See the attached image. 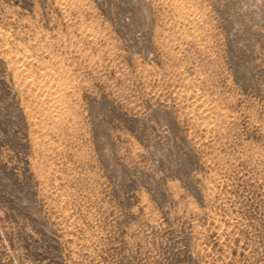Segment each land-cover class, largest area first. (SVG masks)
Segmentation results:
<instances>
[{
	"label": "rangeland",
	"instance_id": "obj_1",
	"mask_svg": "<svg viewBox=\"0 0 264 264\" xmlns=\"http://www.w3.org/2000/svg\"><path fill=\"white\" fill-rule=\"evenodd\" d=\"M0 264H264V0H0Z\"/></svg>",
	"mask_w": 264,
	"mask_h": 264
},
{
	"label": "bare ground",
	"instance_id": "obj_2",
	"mask_svg": "<svg viewBox=\"0 0 264 264\" xmlns=\"http://www.w3.org/2000/svg\"><path fill=\"white\" fill-rule=\"evenodd\" d=\"M152 85V79H144V81L141 84V87L143 88H148L149 86Z\"/></svg>",
	"mask_w": 264,
	"mask_h": 264
}]
</instances>
